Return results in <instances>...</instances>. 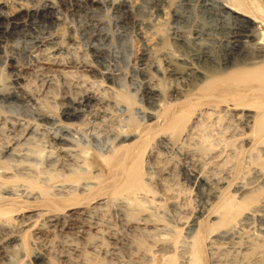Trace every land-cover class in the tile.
<instances>
[{"label":"rangeland","instance_id":"obj_1","mask_svg":"<svg viewBox=\"0 0 264 264\" xmlns=\"http://www.w3.org/2000/svg\"><path fill=\"white\" fill-rule=\"evenodd\" d=\"M14 1L0 0V12H6L9 8H11V6L13 7ZM23 1L22 3L26 7L24 8L25 11L21 13V16H24L22 14L27 12L26 14H30V17L28 19H20V27L10 33H7L8 35L5 34L1 37L0 46H2V48L0 49V88H14V86L16 88L20 85V83V86L25 85V89L29 91L34 98L38 99L40 110L36 111L35 106L33 104L31 106V103L29 104L26 101L19 100V102L14 98H9L11 100L8 98H0V124L1 122L7 124V120L9 124L11 123L13 125H19V127H27V131L29 128L33 129L35 126L39 127L42 125L43 127L41 126L39 128V132L43 134V136L40 138L41 143L36 147L38 150H44L41 152L42 155L40 159H43L44 156L46 157L48 155L47 153H52V157H55V150L48 148L42 149L41 147L43 142H45L44 135L50 136V134H52L51 136L56 135L58 139L60 138L57 142L59 147L77 150L75 153H79V151H83L84 153L86 152L85 154L87 155L85 156L88 157V160L92 161V165L90 172L87 174L85 179H92L97 184L96 189L93 191L88 189L85 191L87 194L83 193V196H79L78 199L76 197H72V199L69 201L54 200V203L57 206L63 207L76 199L80 200L81 198L88 197L93 201L97 196L96 193L100 189H103V192L106 193V196H104L105 194L102 192L93 201L94 204L91 203L93 206L90 205V207H94L97 204L101 206L102 211L101 209H98V206V211L96 210L97 212L95 213L92 212L93 216L91 215V217L96 219V223L100 226L96 225V228L91 232V236L85 239L80 238L77 233L74 234L75 231L77 232V229L74 224L72 225V222L67 220L63 221V227L55 226L54 228L48 222H46L47 217L44 215L39 217L35 215V217L30 219L34 224H32L31 227L29 226L27 228L26 226L22 228V226L18 227L19 225H16L15 219L20 216H28L29 214L31 215L33 212L28 210L29 212L22 211L12 214L8 226H5L6 228L3 227L1 232L2 234L10 232L12 238H14L13 236H18L23 245L21 246V249H19L20 247L17 248V244L20 243L7 246V249H5L2 254H0V264H171L172 262L173 264H180L181 262L186 264L185 259L180 257V253L183 252L184 249H187L192 240L191 238L196 234V228H190L189 226L191 222L196 217L202 222L201 225L215 222L214 218L210 217L212 214L210 211L212 206L217 203L218 195H222L224 191L228 194L231 192L234 194V185L246 183L251 178V171L249 170L252 168L251 165L253 163L252 159L250 160L249 154L247 153L248 150H246V147L248 149L249 144H242L240 140L241 138L250 135V130L239 126L240 128L238 130L241 129L242 131H239V133H242L243 136L233 135L235 136L233 139H235L231 141L232 138L229 136L232 135V133L230 134L229 130L222 129V131L220 125L207 121L205 123L207 126V132L205 131L206 140L201 141L199 138H201L202 135L198 136L197 134V136H195V131L192 137H197V140L192 138L189 141L183 143L181 142L176 145L167 144L164 146L159 144L161 147L158 146L157 136L158 133H160V129H158L156 126V119L160 116L163 104L170 99L169 93L171 89H169L170 86L169 83H167L169 79H164V77H162L159 72L157 73L156 69H153L150 66V63L156 58L158 60L157 67L163 75H166L165 68L168 66L171 67V69L175 68L178 72L185 71L187 69L194 70L201 67L204 68V66V69H206L209 68V66L206 64L203 65V62L200 61L199 57L202 54L207 55L206 53H210V55L217 60V64L214 66L216 67L217 65L220 67L219 63L223 59L225 46L230 41L229 37L231 36V30L229 29H233V27L236 25L232 17L237 16V14H232L230 10H227L229 11L233 20L232 22L229 15H226L224 12L218 10L217 3H223L225 0H211L216 3L212 4V10L210 9V6L205 8L202 0H137L136 4H134L132 0H129V3L128 0ZM47 1L51 3L54 1V10L52 11L51 15H49L47 18L42 16H32L36 9H39L43 5L49 3ZM209 2L207 3L211 4V2ZM129 4H132L133 6ZM31 9L33 10L30 11ZM162 9H164L163 13ZM55 10L57 12H55ZM216 10L220 15L216 12ZM234 10L236 11L235 8H233V11ZM53 13L56 14L54 17ZM56 16L60 19H57ZM229 22H231V24ZM227 34L230 35L228 36ZM170 35H173V37ZM174 37H178L180 40L182 39L186 41V44L179 48L172 46L171 43L173 40L170 39H174ZM69 38L75 41L72 42L71 40L70 43ZM50 40H54V42H56L58 45L56 47L67 46V43H69L71 48L74 49L70 56L64 51L65 48L63 47L64 50H61L63 53L57 54L59 56H55L57 60L64 61L66 58H68V56L72 58V55L74 54L73 57L78 61L87 60V64L91 63L89 65L93 69H91L90 72H88V70H80L81 72L78 70L79 72L77 71V73L79 74H77L76 71H72L77 76H79L81 73L83 76L81 81L85 82V87H89L91 84L94 85V87H90H93V91H95L97 95L101 97V99L99 97L101 101L96 103L85 102L75 105L68 104L69 107L71 106V110L73 108L75 110L73 109L72 111H69L68 115H63L62 117V109L60 110L59 107L60 104L64 103L65 101L74 100V93L77 91L75 88L70 86L72 80H69L68 83L62 84L60 79H58L56 76H53L51 81L47 83L41 78H35L33 75L35 71H32L33 69L36 70L38 66L33 58L38 50H40V54H38L42 55V58L39 56V61H41V63L47 55H52L50 49L52 46H40L43 45L44 41ZM160 41H163V44L159 43ZM149 48L152 49H150L151 52ZM157 49H159L158 52ZM92 50L93 53L91 54ZM29 51L32 56L30 53H28ZM197 56L199 57L197 58ZM140 58H143L146 62H139L138 59ZM135 59H137V61ZM42 66L46 68V66ZM95 70H97V72ZM85 75L88 77H84ZM92 80H94V82ZM89 82L91 84H89ZM148 84H155L156 86L158 85L157 90L159 95L153 96V99L145 94ZM157 96L159 98H157ZM121 97L126 98L128 103L123 102ZM76 102L80 103V101ZM95 105L97 106L95 107ZM106 105H108V107ZM76 106L77 108L80 106V108L77 109ZM91 107L95 112L89 111L92 110ZM77 110L80 111L78 112ZM40 111L51 116V118L54 120L53 123L51 122L50 124H44L43 122L38 121V114L35 115V113ZM3 124L0 126H3ZM31 126H33V128ZM148 126L151 129L150 132H148V141L145 142L143 138L136 145H131L129 147L128 145L137 139L139 132ZM198 129L197 131H199ZM221 131L224 132L225 136ZM227 133H229V135H226ZM226 138L230 139V142L227 141ZM194 140L199 141L200 143L203 142L202 144L207 143V146L210 145L211 149L208 148L209 152L213 150L212 152L215 153L214 147H217V151L223 150L224 153H222L223 155L221 157L216 158V160L213 159L214 162L213 160L205 157L204 159L199 154V149H195L197 147L199 148V146H194L197 145V142ZM194 142H196V144H194ZM2 145L3 141H0V151ZM144 145H147L148 149L154 152L151 154L152 156H150V160H148L149 158L146 155L142 156L138 169V174L147 183L149 188V192L147 193L148 197L146 196V198L150 204L148 202L141 201V195L137 196V201H134L135 205L132 204L134 203L132 200L129 201L125 199V201H127L125 202L126 207L128 208V210L125 212H129V215L126 216V218L125 216L123 217L119 215L120 213L118 212V207H116V205H119L120 200L114 201L115 199H110V197H107L109 196L107 192L111 191L112 189V181L109 182V180H111V176L107 171V168L104 167L100 157L107 155L111 156L113 154L115 155L114 157L117 156V159L124 153H132ZM229 149L236 153L233 154L234 156H231H233V158L236 156L237 160L232 159L231 156V158L228 157V153L230 152ZM186 152L187 154H185ZM190 152H193V154L195 153V155ZM207 152L208 151L205 152L206 155ZM243 152L245 154H243ZM260 155L262 154L260 153ZM225 156L228 157L230 161L226 159ZM195 158L197 160L196 162ZM220 158L222 159L220 160ZM248 158L251 163L248 162ZM199 159L201 160V163L199 162ZM191 160H194V162L192 163ZM204 160L206 163H210L206 164ZM222 161H224V164L228 166L227 168L224 167L226 165H223ZM238 161L241 163L238 165L239 168L231 166L234 165V163L237 165ZM193 164L195 165L193 166ZM247 165H249L251 168ZM203 166H206V168L204 167L202 169ZM192 167L193 169L191 170ZM197 167L200 170L198 171L197 169L194 171V169ZM219 170L222 172H219ZM226 170L229 172V174ZM193 173H195L196 176ZM223 174L227 176H224ZM193 178H195L194 182ZM206 179H208V181H205ZM214 179L216 183L213 182ZM221 179L223 182L227 179L225 184H222ZM158 180H161V186L157 184ZM60 181V179H54L45 185L36 183L35 192L41 195L42 198H52L51 195L54 193V191L53 189H50V187L56 186L60 183ZM228 183L229 185L231 184L232 187L229 186L227 189L226 187L228 186ZM17 184H19V181L11 180L7 186H15ZM64 184L73 186V188L75 185V183L71 182H65ZM54 189H59V187ZM219 190L221 191L220 194H218ZM1 192L2 191H0V196L3 195L5 197L4 193L2 192V194ZM94 194H96V196ZM165 198L169 200L166 199V201L164 200ZM235 199H238L237 195H235ZM19 200L20 199L18 198L17 201ZM172 200L175 203L171 202ZM137 202H139V204ZM141 202L145 204L142 205ZM172 205L177 207L175 211ZM135 206H137V208ZM260 207L263 208L261 210L262 212L260 211L262 217L264 214V197L259 203V208ZM44 208L45 199H35V214L40 213V211ZM116 208L117 210H115ZM133 209H135V211H133ZM31 210H33V208H31ZM99 213L100 216L98 215ZM145 215H148L147 217L149 219L147 218V221H145L146 223L140 222L139 219ZM258 215L259 212L257 215L246 213L241 218L242 221L240 220L242 223L239 222V224L234 228L236 232L233 229L231 230L232 232L229 231L230 233L228 232V234H223L221 232L220 234L218 233L219 238L216 235H214V237H209V241L206 240L207 242L205 241L206 243H204L205 264H213V262L219 258L221 260L238 256V254L240 255L247 253V256L252 254V249H254L253 244L260 243V241L261 244L264 242V230H259L264 229V215L262 219H260L261 217ZM98 216L100 217L101 222L98 220ZM118 217L122 218L119 219ZM65 221L66 224H64ZM26 224L28 225V222ZM187 227L189 229H187ZM135 228L139 230H136ZM59 229L61 230L59 231ZM134 229L139 233L134 231ZM96 231L98 234L94 233ZM8 234L9 233L6 235ZM141 235L146 236L144 237ZM138 238L139 240H137ZM7 239L8 238L4 239V241L0 243V250L4 246L3 242H5ZM142 240L143 242L141 243ZM248 241L250 243H248ZM251 242H253V244ZM229 246L231 248H229ZM5 247L6 246H4V248ZM244 247L246 248L244 249ZM8 257L13 259L6 261Z\"/></svg>","mask_w":264,"mask_h":264},{"label":"bare ground","instance_id":"obj_2","mask_svg":"<svg viewBox=\"0 0 264 264\" xmlns=\"http://www.w3.org/2000/svg\"><path fill=\"white\" fill-rule=\"evenodd\" d=\"M22 1H14V3L12 2L14 4V5L12 4L13 7L11 6V8H9L6 12H0V43H1L2 35L10 33L12 31L16 30L18 27H20V19H28L30 17V14H26L27 12L25 14H22L24 16H21V13L23 11H25L24 8L26 7L22 3ZM136 1L137 0H132V2L134 4H136ZM162 1H164V0H162ZM168 1H170V0H168ZM47 2H49V1H47ZM53 2L52 3L49 2L45 5H43L41 8L36 9L32 16H42V17L47 18L49 15H51L52 11L54 10ZM129 2L130 1L128 0V3ZM202 2H203V5L205 6V8H208V6H210L211 10L213 9L212 4H216L211 0H210L211 4L207 3V2H209V0H202ZM132 4H129V5L133 6ZM165 4H167V3H165ZM217 5H218V10L224 12L226 15L230 16L229 11H227V10H230L232 12V14L233 13L237 14V16L232 17L234 19L236 25L233 27V29L232 28L229 29V30H231V32H230L231 36L229 37L230 41L227 43V45L225 44L226 46H225V49L223 52V59L219 63L220 67H218L217 65H216V67L214 66L215 64H217V60L214 57H212L210 55V53L209 54L206 53L207 55L202 54L200 57L197 56V58L199 57L200 61L203 62V65L206 64L209 66V68H206V69H204L205 68V66H204V68H202V67L198 68V69L193 68L194 70L187 69L185 71L178 72L175 68L171 69V67L168 66L165 68L166 75H163L161 73V71L159 70V68L157 67L158 66L157 65L158 60L156 58L153 59V61H151V63H150V66L153 69H156L157 73L159 72L161 74V76L164 77V79H166V80L169 79V81L167 83H169V86H170L169 89H171L170 93H169L170 99L163 104L160 116L156 119V126L158 127V129H160V133H158V136H157L158 137V139H157L158 146H160L159 144H162L165 146L167 144H170V145L175 144L176 145V144L181 143V142L183 143V142L191 140L192 138H195V136H197V134H198V136L202 135V137L199 138V139H201V141L206 140V134L205 133L207 132L206 131L207 126L205 123L207 121H210V122H213L214 124L220 125L221 130L222 129L229 130L230 134L232 133V135L229 136L230 138H232L231 141L235 139V138L233 139V137H235V136H243L242 133H239V131H241V129L238 130L240 128L239 126H241L244 129L250 130V135H248V136L244 135L245 137L241 138L240 140H241L242 144H245V145L249 144V146L251 144L250 149H249V146H248V149L246 147V150H248L247 153L249 154L250 160L252 159V163H253L251 165L252 168L249 165H247L248 167L251 168V169L249 168L250 169L249 171H251V173H250L251 178L249 180L247 179L248 182L245 181L246 183L237 184L238 181L236 183L237 185H234L233 184L234 182L232 183L234 185V191L233 192L235 195L238 196L237 200L235 199V195L232 192H231L232 194L231 193L228 194L227 192L224 191L222 193V195H220V196L218 195V197H217L218 201L214 206H212L211 211H210V212H212L210 217L214 218L215 222L207 223L205 225H201L202 222L199 221L197 217L191 222V224L189 226H190V228H194V227L196 228V232H195L196 234L192 238L190 237L192 240H191L190 244L188 245L187 249H184V251L180 253V257L185 259L186 264H205V262H204V254H205L204 243L207 242L206 240H208L209 237H211V236L214 237V235H216L219 238L218 233L220 234V232L223 234L224 233L228 234L229 231L232 232L231 230H233L239 224V222L242 221L241 218L246 213H248V214L252 213V214L257 215V213L259 212V215L261 217L260 213L262 212L261 210L263 209L261 207H260L261 209L259 208V203L261 202L262 198L264 197V2H263V0H225V1H223V3H221V2L217 3ZM233 8H235L236 11L235 10L233 11ZM164 9H162L163 10L162 13L164 12ZM32 10L33 9H31L30 11H32ZM55 12H57V11L55 10ZM216 12H217V10H216ZM54 15H56V14L53 13V17H54ZM176 17H177V15H176ZM225 17H227V16H225ZM56 18H57V16H56ZM230 18H231V16H230ZM232 18H231V20H232ZM36 19H37V17H36ZM57 19H60V18H57ZM161 19H163V18H161ZM44 20H46V19H44ZM223 20H224V17H223ZM232 22H233V20H232ZM56 23H58V22H56ZM229 23L231 24V22H229ZM24 26H25V24H24ZM49 36H50V34H49ZM171 37H173V35ZM47 38H49V37H47ZM51 40L50 41H44L43 45H40V46H42V47L52 46L50 48L52 55L51 56L47 55L45 57V59L42 60L43 62L41 63V61H39V56L41 57L42 55H39L40 50H38V51L36 50L37 52H36L35 56H33V58H34L35 63L38 64V66H37L36 70L33 69L32 71H35L33 74L35 78H41V79L45 80V82H47V83L49 81H51V78H53V76H56L58 79H60V81H62V84L68 83L69 80H72V83H70V86L75 88L77 91H75V93H74V97H73L74 100L65 101L64 103L60 104L59 107H60V110L62 109V112H61L62 117H63V115L64 116L68 115V112L72 111L74 109L73 108L71 110V108H70L71 106L69 107L68 104H74L75 105V104H82L85 102H87V103L95 102L96 103V102L101 101L100 100L101 97L98 96L97 93L95 91H93V89H92L94 87V85H92L89 82V84H91L90 86H93V87H90V86L85 87V82L81 81L83 79V76L81 75V73L79 76H77L72 71V70H74L77 73L78 70L79 71L80 70H88V72H90L91 69H93L89 65L91 63L87 64L88 63V62H86L87 60L78 61L76 58L73 57V55H74L73 53H72L73 55L71 58L70 57L71 52L74 51V49L71 48L69 43H67V46L56 47V46H58L56 44V42H54V40L53 41H51ZM71 40H72V42L75 41V40L69 38L70 43H71ZM170 40H173L171 45L174 47H177V48L186 44V41H184L182 39L180 40L178 37H174V39L172 38ZM226 40H228V39H226ZM35 42H37V41H35ZM159 43L163 44V41L162 42L160 41ZM72 45H73V43H72ZM63 47L65 48V50L63 49ZM1 48H2V46H0V49ZM150 49L151 48H149V50ZM61 50H64L67 54L70 55L64 61L61 60V58H60L61 61H59V60H57V58H55V56L57 54L63 53ZM151 50H150V52H151ZM30 51L28 53H30ZM153 51H152V53H153ZM158 51H159V49H157V52ZM31 53H32V51H31ZM31 53H30V55H31ZM92 53H93V50H92L91 54ZM96 54H98V53H96ZM144 55H146V54H144ZM148 55H149V53H148ZM43 56H45V55H43ZM57 56H59V55H57ZM220 56H222V55H220ZM92 57H93V55H92ZM99 57H101V56H99ZM63 59H65V58H63ZM135 60L137 61V59H135ZM138 61L143 62L144 59L140 58V59H138ZM197 61H196V63H197ZM12 62H13V60H12ZM31 62H33V61H31ZM144 62H146V61H144ZM41 64L46 66V68L43 67ZM147 64H148V62H147ZM145 66H147V65H145ZM96 68H97V66H96ZM95 71L97 72V70H95ZM77 74H79V73H77ZM10 75H12V74H10ZM84 77H88V76L85 75ZM16 78H17V76H16ZM71 78H73V79H71ZM18 79H21V78H18ZM85 79H87V78H85ZM22 81H23V79H22ZM92 81L94 82V80H92ZM20 85H21V83H20ZM20 85L16 88H15V86H14V88H12V87L11 88H6V87L0 88V98H8V99L14 98V99H17L18 101L19 100L26 101L29 104L31 103V106L33 104L35 106L36 111L40 110L38 99L34 98L33 95L25 89V85L24 86L23 85L20 86ZM95 85H96V83H95ZM157 86L155 84H148L146 87V93L145 92L144 93L147 94L148 96H150L151 99H153L152 98L153 96L159 95L158 90H157L158 89ZM99 97H100V99H99ZM157 98H159V97L157 96ZM147 99H149V98H147ZM9 100H11V99H9ZM121 100L123 102L128 103V100L124 97H121ZM76 101H80V103H78ZM103 101H105V100H103ZM152 101H154V100H152ZM147 103H149V102H147ZM114 104H116V103H114ZM96 106L97 105H95V107ZM106 106L108 107V105H106ZM76 108H77V106H76ZM78 108H80V106ZM93 108H92V110H89V111H94ZM105 110H107V109H105ZM105 110H103V111H105ZM37 114H38V121L43 122L44 124H50L51 122L53 123V121H54L51 118V116H49L48 114H46L44 112L40 111L38 113H35V115H37ZM96 115H98V114H96ZM6 122L8 125L5 124L4 122H1V124H3V123L4 124H3V126H0V141H3V145L1 146V151H0L1 152L0 153L1 154V157H0V191H2L5 195V197L3 195L0 196V243L2 241H4V239H6V238H8V239L5 240V242H3L4 246H6V247L4 248V246H3L1 248L0 254H2L3 251L5 249H7V246H9L11 244L15 245V243L16 244L20 243V244H17L18 246L16 245L17 248L20 247L19 249H21V246L23 245V243H21L20 238L18 236H16V237L13 236L14 238H12V235L10 234V232H6V234L9 233L10 235L9 234L8 235L2 234V232H1V229L3 227L8 226V223L10 222L11 215L16 213V212L17 213L22 212V211L29 212L28 210H30V212L31 211L33 212V214H31V215L28 213L29 214L28 216H20V217L16 218L15 221H16V225L17 226L19 225L18 227H20V226H22V228H24L26 226H27V228L29 226L31 227L32 224H34L30 220V219H32V217H35V215L38 217L41 215H44L45 217H47L46 222H48L54 228H55V226L63 227L64 226L63 221L67 220L69 222H72V225L74 224V226L76 227L77 232L75 230H73V231H75L74 234L77 233L78 236H80V238H82V239H85V238L91 236V232L96 228V225H99L96 223V221H95L96 219L91 217L92 212L95 213L98 211L97 207L99 206V204H97L95 202L97 204L96 206L90 207V205L93 206L92 205V204H94L93 201L97 198V196L99 194H101L103 192V189L98 190V192L96 193L97 196H96V194H94L96 196V198L94 199V197H93V199H94L93 201L89 197L88 198H81L80 200H77L79 196L80 197L83 196V193L87 194V192H85V191H87L88 189H91L90 191H93L96 189V186H97V184L92 179L91 180L85 179L87 174L90 172V168L92 165V161L88 160V157L85 156V155H87V154H85L86 152L84 153L83 151H79V153L78 152L75 153V151H77V150H74L71 148L67 149V148L59 147L57 142L60 138L58 139L56 135H55L56 137L51 136L52 134L49 133L50 136L44 135L45 136V142H43V145L41 147H42V149L48 148L51 150L52 149L55 150L56 154L53 153V154H55V157L54 156L52 157V153L51 154L47 153L48 155L46 157L44 156L45 158L43 157V159H40L41 155H42L41 152L44 150H38V149H36V147L38 144L41 143L40 138H41V136H43V134H41L39 132V130H40L39 128L42 125L39 127L35 126L34 128H33V126H31L33 129L29 128L27 131V127H19V125H13L11 123L9 124L7 120H6ZM43 123H39V124H43ZM29 125H31V124H29ZM37 125H38V123H37ZM233 127H234V129H233ZM197 129L199 131H197ZM150 130L151 129L149 126L143 128L139 132L137 139L134 140V142H132L128 146L130 147L131 145L132 146L136 145L143 138H144V141L147 142L148 136H149L148 132H150ZM195 131H196V134L194 137H192L193 133H195ZM197 132H200L201 134L197 133ZM217 132H219V131H217ZM53 134H55V133H53ZM222 134L224 135V132H222ZM226 135H229V133H227ZM233 135H235V136H233ZM207 138H208V136H207ZM209 138H212V137H209ZM196 140H194V141H196ZM227 141L230 142V139H227ZM196 142H197V145H194V146L195 147L199 146V148L198 147L197 148L194 147V148L199 149L198 152L202 156V158L205 157V158H208L211 160H213V159L216 160V158L221 157L223 155L222 153H224L223 150L217 151V147H214V146L213 147L215 148V153L212 152L213 150H211L209 152V149H211L210 145L207 146L206 145L207 143L202 144L203 142H201V143L199 141H196ZM196 142H194V144H196ZM198 142L200 143V145ZM209 144H211V143H209ZM156 147H157V145H156ZM226 148H228V147H226ZM180 149H181V147H180ZM231 149H229V151H230L228 153L229 155L226 154V155H228V157H230L233 154H236ZM194 151L197 152L196 150H194ZM206 151H208L207 155L205 153ZM152 153H154V152H152L150 149H148L147 145L146 146L144 145L143 147H141L140 149H138L132 153H129V152L124 153L123 155H121L117 159H116L117 156L114 157L115 155H113V154L111 156L107 155V156H101L100 157V160L102 161L104 167L107 168V171L109 172V174L111 176V178H110L111 180H109V182L112 181V183H111L112 189H111V191L107 192V194L109 195L107 197H110V199H115L114 201L120 200L119 205H116V207H118V212L120 213L119 215H121L123 217L124 216L126 217L129 215V212H125L128 210V208L126 207V203H125L127 201H125V199H127L129 201L132 200L134 202V201H137V196L141 195L142 196L141 201L148 202L146 196H147V193L149 192V188L147 186V183L138 174V169H139V164L141 162L142 156L146 155L149 158L148 160H150V156H152L151 155ZM190 153L193 154V152H190ZM260 153L262 155H260ZM185 154H187V152ZM243 154H245V153L243 152ZM193 155H195V153ZM233 156H231L232 159H236V156H235V158H233ZM228 157H226V159L229 160ZM221 159L222 158H220V160ZM201 160L199 161L200 163H201ZM250 160L248 158V162H250ZM196 161L197 160L195 158V162ZM243 161H244V159H243ZM191 162L193 163L194 160H191ZM204 162H205V160H204ZM213 162H214V160H213ZM192 163H191V165H192ZM209 163H206V164H209ZM222 163H223V165H226V164H224V161H222ZM195 164H197V163H195ZM195 164H193V166ZM239 164H241V163H239V161H238L237 165H236V163H234V165H236V166H234V165H231V166L239 168V166H238ZM198 165H200V164H198ZM201 166H202V164H201ZM209 166H211V165H209ZM218 166H220V165H218ZM204 167L206 168V166H203L202 169ZM222 167H220V168H222ZM224 167L227 168L228 166L226 165ZM248 167H246V168H248ZM192 169H193V167L191 168V170ZM197 169H198V167L196 169H194V171H196ZM213 169H214V167H213ZM233 169H235V168H233ZM199 170L200 169H198V171ZM217 170H218V168H217ZM227 170H230V169H227ZM188 172H193V171H188ZM219 172H222V171L219 170ZM223 172H224V168H223ZM217 173H218V171H217ZM227 173L229 174L228 171H227ZM193 174H195V173H193ZM195 176H196V174H195ZM201 176H203V175H201ZM201 176H200V178H201ZM224 176H227V175H224ZM195 178H193V182L195 181L194 180ZM223 178H225V177H223ZM54 179H60L61 181L56 186L50 187V189H53V191H54V193L51 195L52 198H49V197L48 198H42L41 195H39L38 193L35 192V184L36 183L45 185ZM208 179H206L205 181H208ZM11 180H17V181H19V184L15 185V186H9L8 187L7 184ZM226 181H227V179L224 182L222 180V184H225ZM63 182L64 183L65 182L75 183L74 188H73V186L65 185ZM213 182H215V179ZM196 183H197V181H196ZM196 183H195V185H196ZM212 183H211V185H212ZM230 183H231V181H230ZM157 184L161 186V184H162L161 180H158ZM227 185H228L226 187L227 189L229 188V186L232 187L231 184L229 185V183ZM56 187H59V189H54ZM215 191H213V192H215ZM220 193H221V191L219 190L218 194H220ZM104 194L103 195L106 196V193H104ZM212 194H214V193H212ZM163 196H165V195H163ZM215 196H217V195H215ZM72 197H76L77 199L72 201V202H69V204H67L63 207L57 206L54 203V200L69 201L72 199ZM107 197H105V198H107ZM165 197H167V196H165ZM212 197H214V196H212ZM18 198L20 200L21 199L22 200L17 201ZM37 198L42 199V200L45 199V208L43 210H41L40 213L35 214V199H37ZM166 199L167 198H165L164 200H166ZM171 199H173V198H171ZM167 200H169V199H167ZM174 200H176V199H174ZM171 202H174V201L172 200ZM137 203L139 204V202H137ZM132 204L135 205V202ZM141 204L144 205L145 203L143 204L141 202ZM135 207L137 208V206H135ZM140 207H141V205H140ZM172 207L174 208V211L177 208L175 205H172ZM31 208H33V210H31ZM98 209H101V206H99ZM135 209H133V211H135ZM115 210H117V208ZM101 211H102V209H101ZM98 215L100 216V213ZM263 215H262V217H263ZM147 216L145 215L144 217L139 219L140 222L147 221V218H148ZM262 217L260 219H262ZM118 218L120 219L122 217H118ZM98 220L100 221V217ZM27 222H28V225L26 224ZM64 224H66V221ZM140 225H141V223H140ZM69 226H70V224H69ZM48 227H49V225H48ZM48 227H46V228H48ZM98 228H100V227H98ZM61 229H63V228H61ZM61 229H59V231ZM135 229H134V231L139 230V229H136V230ZM187 229H189V228L187 227ZM259 230L263 231L264 229H259ZM97 231H99V230H97ZM97 231L94 233L96 234ZM190 231H191V229H190ZM234 231H235V229H234ZM136 232H138V231H136ZM141 236H144V235H141ZM260 237H262V236H260ZM136 238H134V239H136ZM137 240H139V238ZM163 240H164V238H163ZM220 240H221V238H220ZM142 242H143V240L141 241V243ZM215 242H217V241H215ZM221 242H223V241H221ZM248 243H250V242L248 241ZM251 243L253 244V242H251ZM238 244H239V242H238ZM253 245H254V249H252L253 253L248 255V256H247V253H245L246 255L245 254H240V255L238 254V256H233L232 258H227V259H221L220 260V258H219L218 260H215V262H213V264H264V253H263L264 242L261 244V241H260V243H254ZM253 245H251V246H253ZM247 247H250V246H247ZM160 248H161V246H160ZM216 248H218V247H216ZM229 248H231V247L229 246ZM245 248L246 247H244V249ZM211 254H212V252H211ZM12 259L8 257V259H6V261H9ZM171 264H173V262Z\"/></svg>","mask_w":264,"mask_h":264}]
</instances>
